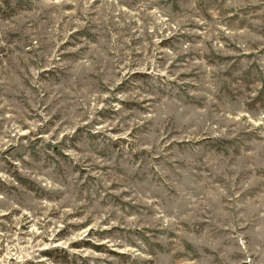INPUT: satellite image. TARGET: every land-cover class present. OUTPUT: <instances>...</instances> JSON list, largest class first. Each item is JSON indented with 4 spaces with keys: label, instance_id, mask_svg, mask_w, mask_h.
I'll return each instance as SVG.
<instances>
[{
    "label": "rangeland",
    "instance_id": "rangeland-1",
    "mask_svg": "<svg viewBox=\"0 0 264 264\" xmlns=\"http://www.w3.org/2000/svg\"><path fill=\"white\" fill-rule=\"evenodd\" d=\"M0 264H264V0H0Z\"/></svg>",
    "mask_w": 264,
    "mask_h": 264
}]
</instances>
